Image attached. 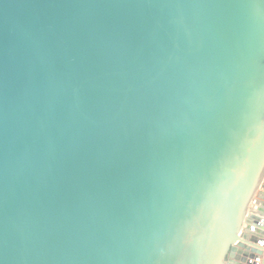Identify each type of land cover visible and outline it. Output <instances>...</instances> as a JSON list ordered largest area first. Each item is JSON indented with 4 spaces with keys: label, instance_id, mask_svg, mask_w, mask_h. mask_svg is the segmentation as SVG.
<instances>
[{
    "label": "water",
    "instance_id": "1",
    "mask_svg": "<svg viewBox=\"0 0 264 264\" xmlns=\"http://www.w3.org/2000/svg\"><path fill=\"white\" fill-rule=\"evenodd\" d=\"M263 182L264 0H0V264H264Z\"/></svg>",
    "mask_w": 264,
    "mask_h": 264
},
{
    "label": "crops",
    "instance_id": "2",
    "mask_svg": "<svg viewBox=\"0 0 264 264\" xmlns=\"http://www.w3.org/2000/svg\"><path fill=\"white\" fill-rule=\"evenodd\" d=\"M262 209H264V182L261 186V188L259 189L256 197H255V201L253 202V205L251 207V210L249 212V216H250V222L247 223L245 225L246 229L245 231L252 234L251 231V227H256V221L253 217H261L260 213L262 212ZM239 258H243V256L240 254L238 255ZM233 264H237L239 263V261L235 258V259H231L230 261Z\"/></svg>",
    "mask_w": 264,
    "mask_h": 264
}]
</instances>
